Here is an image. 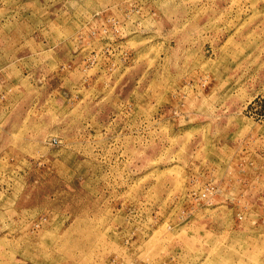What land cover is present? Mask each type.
Returning <instances> with one entry per match:
<instances>
[{"label":"rangeland","instance_id":"obj_1","mask_svg":"<svg viewBox=\"0 0 264 264\" xmlns=\"http://www.w3.org/2000/svg\"><path fill=\"white\" fill-rule=\"evenodd\" d=\"M0 264H264V0H0Z\"/></svg>","mask_w":264,"mask_h":264},{"label":"built area","instance_id":"obj_2","mask_svg":"<svg viewBox=\"0 0 264 264\" xmlns=\"http://www.w3.org/2000/svg\"><path fill=\"white\" fill-rule=\"evenodd\" d=\"M194 194H195V193H194ZM194 196H195V195H194ZM201 197H202V198H205V194H202Z\"/></svg>","mask_w":264,"mask_h":264}]
</instances>
